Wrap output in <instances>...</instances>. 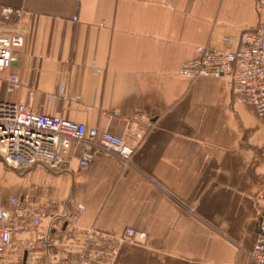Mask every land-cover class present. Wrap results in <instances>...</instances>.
<instances>
[{"label": "crops", "instance_id": "0c3cea01", "mask_svg": "<svg viewBox=\"0 0 264 264\" xmlns=\"http://www.w3.org/2000/svg\"><path fill=\"white\" fill-rule=\"evenodd\" d=\"M255 1L0 0V35L9 32L3 8L22 10L9 28L26 30L1 73L0 102L133 149L128 163L96 149L82 168L73 142L66 166L8 175L0 201L15 233L0 264H23L25 253V264H63L52 243L79 247L89 229L98 234L90 245L104 252L96 264H253L255 226L264 224V116L233 104L222 79L179 69L197 47L235 46L256 25ZM8 75L19 82L13 91ZM14 196L23 198L19 210L8 205ZM127 228L146 239L125 240ZM64 264L83 263L72 254Z\"/></svg>", "mask_w": 264, "mask_h": 264}, {"label": "built area", "instance_id": "2783aa9c", "mask_svg": "<svg viewBox=\"0 0 264 264\" xmlns=\"http://www.w3.org/2000/svg\"><path fill=\"white\" fill-rule=\"evenodd\" d=\"M255 14L256 25L242 31L235 46L232 39H225L220 49L197 47V57L181 65L179 76L222 79L233 104H247L259 116H264V0L255 1ZM22 15L20 9L1 10V22L9 32L0 35V76L15 61V50L23 47L26 30L19 24L9 28L12 19L21 18ZM6 80L10 83L9 91L19 86L18 80L11 75ZM73 142L80 146L79 165L82 168L89 166L96 149L111 152L124 163L129 162L133 153L131 147L111 133L99 132L96 128L59 116L36 113L23 103L0 102V157L9 167L22 171L34 165H43L52 170L66 166L67 160L63 155ZM22 202L23 198L14 196L9 198L8 205L19 210ZM82 211L83 206L78 204L77 214ZM32 225H40V214L33 215ZM255 231V242L249 256L253 264H264V224L259 221ZM14 233L11 209L0 201V263L12 246ZM135 235L140 240L146 239L145 233H137L133 228L125 229L123 238L134 241L132 238ZM97 236L89 229L84 232L85 238L79 247H75L73 242L64 246L52 244L62 249L59 252L63 264L72 254L83 264H96L104 253L90 245ZM43 241L47 246V236H43Z\"/></svg>", "mask_w": 264, "mask_h": 264}, {"label": "rangeland", "instance_id": "374dc122", "mask_svg": "<svg viewBox=\"0 0 264 264\" xmlns=\"http://www.w3.org/2000/svg\"><path fill=\"white\" fill-rule=\"evenodd\" d=\"M4 173H6L7 175L6 176L4 175L3 179H1L2 181L4 180L5 182H1L0 183V185H1V187H0V194L6 196L7 193H8V187H10L11 181L12 180L15 181V178L17 176L13 175V173L11 171H8L7 169H5L3 167V165L0 163V176L2 174H4ZM8 175H12L13 176L12 178H14V179H12L11 181H7L9 179V176Z\"/></svg>", "mask_w": 264, "mask_h": 264}, {"label": "water", "instance_id": "95a60500", "mask_svg": "<svg viewBox=\"0 0 264 264\" xmlns=\"http://www.w3.org/2000/svg\"><path fill=\"white\" fill-rule=\"evenodd\" d=\"M0 163L3 165V167H4L5 169H7V170L13 172L14 174H16V175H18V176H23V175H25L29 170L34 169L35 166H36V165H34V166H32V168H28V169H26V170L23 172V174H22V173H20V170L13 169V168L9 167V166L4 162V160H3L1 157H0ZM64 227H65V225H64ZM25 258H26V253L24 254V257H23V264H25Z\"/></svg>", "mask_w": 264, "mask_h": 264}, {"label": "trees", "instance_id": "16d2710c", "mask_svg": "<svg viewBox=\"0 0 264 264\" xmlns=\"http://www.w3.org/2000/svg\"><path fill=\"white\" fill-rule=\"evenodd\" d=\"M110 253H112V251H111ZM107 257H110V255L108 256V254H107ZM111 257H112V255H111ZM111 257H110V258H111Z\"/></svg>", "mask_w": 264, "mask_h": 264}, {"label": "bare ground", "instance_id": "6f19581e", "mask_svg": "<svg viewBox=\"0 0 264 264\" xmlns=\"http://www.w3.org/2000/svg\"><path fill=\"white\" fill-rule=\"evenodd\" d=\"M255 110V109H254Z\"/></svg>", "mask_w": 264, "mask_h": 264}]
</instances>
